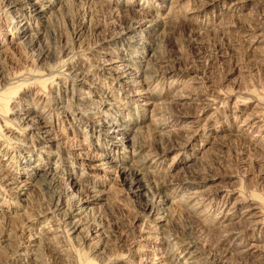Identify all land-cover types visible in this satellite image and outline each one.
Wrapping results in <instances>:
<instances>
[{"label": "bare ground", "instance_id": "1", "mask_svg": "<svg viewBox=\"0 0 264 264\" xmlns=\"http://www.w3.org/2000/svg\"><path fill=\"white\" fill-rule=\"evenodd\" d=\"M219 1L189 10L183 0H0V194L19 202L18 209L30 191L38 201L43 187L56 197L46 207H33L34 218L27 216L29 235L9 256L16 264L25 258L37 263L31 251L39 240L47 246L60 242L50 210L68 207L66 222L79 233L83 216L109 205L114 187L138 199L148 231L155 233L140 239L157 248L132 253V264H264L262 239L245 236L264 224L263 208L255 198L219 187L220 172L185 155L201 151L193 144L202 133L217 143L223 137L215 138L211 129L208 134L202 112L191 107L202 97L192 88L198 75L190 76L192 86L185 84L195 70L162 55L172 39H165L166 26L177 23L174 11H182L186 27ZM245 2L236 0L231 10ZM185 6L190 12L183 16ZM73 9L82 12L81 28L69 39L55 37ZM252 9L256 17L246 32L264 30V4ZM92 15L114 28L86 26ZM217 27L229 34L232 25L225 18ZM19 49L38 51L35 67L12 68ZM253 120L247 116L240 131L257 128L260 121ZM60 184L64 190H55ZM7 212L12 210L0 199V216ZM38 227L39 235L31 232ZM192 233L204 234L208 243ZM101 234L94 228L90 238ZM63 252L55 250L57 256Z\"/></svg>", "mask_w": 264, "mask_h": 264}, {"label": "rangeland", "instance_id": "2", "mask_svg": "<svg viewBox=\"0 0 264 264\" xmlns=\"http://www.w3.org/2000/svg\"><path fill=\"white\" fill-rule=\"evenodd\" d=\"M204 1L183 0L182 3L192 10L201 6ZM235 1L220 0L215 6L199 14L198 19L189 22V26L186 27H181L184 26L180 21L182 11H174L173 21L177 23H174L173 28V23L166 26L165 39L169 36H172V39L165 41L162 55L168 59L170 64L191 66L194 72L198 73H192L185 78V84L190 87L192 86L189 83L190 76L198 75L194 79L198 84L192 88L200 92L202 97L198 104L191 107L202 112V117L199 119L208 134L211 129L215 138L223 137L221 142L217 143L214 142L216 140L213 141L212 136L206 137L207 135L202 133L197 137V142L194 141L193 144L201 147V151L191 149L185 155L191 153L189 159L197 160V164L207 163L206 166L212 173L219 175L220 172L218 182L221 184H217L219 187H223L225 191L231 190L239 193L241 197L245 196L247 199L255 198V202L262 206L264 211V132L259 131L260 127L264 129V55H262L264 54V30L246 32L250 21L256 17V14L252 13V8L258 1L264 4V0H246V5L238 10L239 12L231 10L234 8ZM189 10L185 11L183 16L187 15ZM81 13L78 9H73L63 20L61 19L59 27L56 28L58 31L56 30L55 37L62 35L64 39L67 37L69 39L71 35L73 36L74 31L81 28L78 21ZM88 18L92 22H87L86 26L103 28L112 26L114 28V25H108L109 22L104 18L96 15L88 16ZM225 18L232 25L229 34L223 33L217 27V24ZM170 28L174 30L173 33L169 31ZM253 38L258 41L251 44ZM37 52V50L24 49L14 51L13 60H10L14 62L12 68L35 67ZM235 115L239 118L234 119ZM249 115L255 119L253 121H260V123L251 133L245 134L240 131V126ZM71 136L68 135V137ZM203 150H207L204 152L206 157L201 154ZM18 156L22 160V156L19 154ZM15 159L19 163V159L17 157ZM170 160L168 159L167 162ZM179 174L182 176L183 172ZM89 177L92 178L90 175ZM111 186L112 184L109 188ZM53 190L43 187L39 201L36 193L32 194L30 191L26 199L28 203L25 202L20 209H18L19 202L16 203L8 196L0 194L1 201L12 210L0 216V264L5 262V264H16L18 259H14L15 256L11 258L9 256L16 251L15 247L19 246L21 239L29 235L27 216L32 217L33 207H46L47 204L53 203L56 198L55 195L53 196ZM55 190H64L63 184L57 186ZM112 190L109 205L96 206L93 212L83 216L82 223L85 227L79 233L72 232L68 221L66 222L65 214L68 212V207L50 210L54 215L53 222L60 229L62 237L59 239L60 242L48 244L49 246L43 241L39 242L40 240L35 244L31 257L36 260V264H132L129 259L132 253H138L137 250L157 248L154 241L140 239L141 235L152 237L155 233L148 231V223L140 214L142 208L139 206L138 199L126 194L121 187H114ZM43 199L44 201H41ZM33 202L36 204L32 205ZM72 202L74 203V199L71 200ZM97 227L102 230L101 236L90 238L92 229ZM40 230L41 227H38L37 230L31 232L39 235ZM192 234L208 243L204 234ZM245 236L248 238L256 236L264 243V224L259 228L249 229ZM60 248L66 253L63 252L57 256L55 250H60ZM210 250L214 252L212 248ZM5 256L7 257L4 259ZM140 257L142 256L137 255L138 259ZM25 259L22 262L29 264L27 258Z\"/></svg>", "mask_w": 264, "mask_h": 264}]
</instances>
